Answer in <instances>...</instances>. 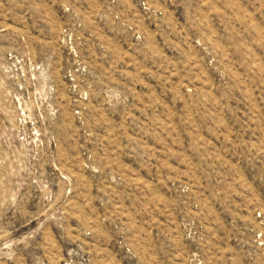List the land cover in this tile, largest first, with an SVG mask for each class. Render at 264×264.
Masks as SVG:
<instances>
[{
    "label": "rangeland",
    "instance_id": "rangeland-1",
    "mask_svg": "<svg viewBox=\"0 0 264 264\" xmlns=\"http://www.w3.org/2000/svg\"><path fill=\"white\" fill-rule=\"evenodd\" d=\"M0 264H264V0H0Z\"/></svg>",
    "mask_w": 264,
    "mask_h": 264
}]
</instances>
